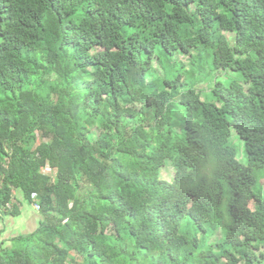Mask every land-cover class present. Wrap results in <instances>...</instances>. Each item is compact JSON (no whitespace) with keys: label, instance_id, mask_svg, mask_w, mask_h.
Returning a JSON list of instances; mask_svg holds the SVG:
<instances>
[{"label":"trees","instance_id":"1","mask_svg":"<svg viewBox=\"0 0 264 264\" xmlns=\"http://www.w3.org/2000/svg\"><path fill=\"white\" fill-rule=\"evenodd\" d=\"M260 168L264 0H0V264H264Z\"/></svg>","mask_w":264,"mask_h":264},{"label":"crops","instance_id":"2","mask_svg":"<svg viewBox=\"0 0 264 264\" xmlns=\"http://www.w3.org/2000/svg\"><path fill=\"white\" fill-rule=\"evenodd\" d=\"M16 199L14 210H0V249L10 248L12 240L27 235L39 226L42 216L32 203L27 202L22 193H14ZM24 208V209H23Z\"/></svg>","mask_w":264,"mask_h":264},{"label":"rangeland","instance_id":"3","mask_svg":"<svg viewBox=\"0 0 264 264\" xmlns=\"http://www.w3.org/2000/svg\"><path fill=\"white\" fill-rule=\"evenodd\" d=\"M227 37L230 39L231 36L227 35ZM179 61L183 62L184 65H186V69L189 68V62L187 57L185 56H179L178 57ZM51 79L54 78V76H50ZM225 78L223 77L222 74H212L210 77L207 78V81L201 86V90L204 93L202 97H204L206 101H211L212 100V94L210 89L212 88V86L215 84V82H219V81H224ZM146 111H149V108L145 109ZM34 136V141H32L29 144V149L30 150H34L38 143H39V135L37 134V132H35L33 134ZM232 144L236 147L237 152H238V161H240L242 164L247 166V158L245 155V147L243 142L240 140V138L238 137V135H236L235 133H233L232 137ZM171 170V169H170ZM52 172V168H46L45 170L43 169V173H51ZM254 173L257 175L258 178V191H261V193L264 195V168H260V169H256V171H254ZM162 178L165 179H170L172 177V172H170L168 169H164L162 172ZM251 200V201H250ZM17 203L16 199L13 197L10 201V207ZM257 201L255 200L254 197H252V199H249V205L254 209L256 207ZM34 206V205H33ZM24 209V208H23ZM38 211V209H35ZM221 238V232L220 230L217 231V233L211 237V241L214 242L218 239ZM71 257L72 258H76V261H81L84 262V259L76 252L72 251L71 252Z\"/></svg>","mask_w":264,"mask_h":264},{"label":"built area","instance_id":"4","mask_svg":"<svg viewBox=\"0 0 264 264\" xmlns=\"http://www.w3.org/2000/svg\"><path fill=\"white\" fill-rule=\"evenodd\" d=\"M44 170H45V169H44ZM33 199H34V203H33L34 208L39 210V208H40V203H39L38 198L35 197V198H33Z\"/></svg>","mask_w":264,"mask_h":264}]
</instances>
